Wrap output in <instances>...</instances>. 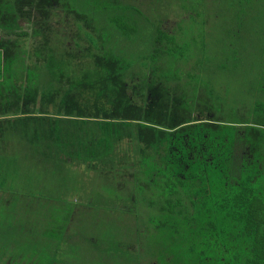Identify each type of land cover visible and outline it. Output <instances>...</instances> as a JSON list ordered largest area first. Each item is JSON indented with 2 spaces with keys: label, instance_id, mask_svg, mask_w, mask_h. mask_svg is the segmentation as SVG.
Masks as SVG:
<instances>
[{
  "label": "trees",
  "instance_id": "1",
  "mask_svg": "<svg viewBox=\"0 0 264 264\" xmlns=\"http://www.w3.org/2000/svg\"><path fill=\"white\" fill-rule=\"evenodd\" d=\"M55 12L72 18L75 34L54 33ZM96 15L71 0H0V147L12 154L3 164L25 151L28 159L51 151L60 165L104 173L123 165L118 178L136 177L137 195L158 197L161 224L187 232L172 261L264 264V157L257 147L264 106L255 105L260 116L250 121L216 117L214 102L198 98L189 67L174 57L179 45L169 27L155 30L150 53L134 69L108 30L129 38L132 27L107 17L103 31ZM26 38L38 40L31 50ZM55 237L41 231L39 250ZM16 258L50 262L27 245Z\"/></svg>",
  "mask_w": 264,
  "mask_h": 264
},
{
  "label": "rangeland",
  "instance_id": "2",
  "mask_svg": "<svg viewBox=\"0 0 264 264\" xmlns=\"http://www.w3.org/2000/svg\"><path fill=\"white\" fill-rule=\"evenodd\" d=\"M71 1L81 12L96 13L103 31L107 17L132 27L129 38L108 30L111 45L126 54L134 69L150 53L155 30L169 27L181 50L174 57L189 67L187 77L197 87L198 98L214 102L216 117L231 122L260 116L254 107L264 106V0ZM108 5L111 11L102 10ZM63 16L52 15L54 33L75 34L72 18ZM20 23L29 31L26 22ZM37 42L26 38L25 48L31 50ZM258 131V153L264 157V126ZM10 153L0 147V264H16L13 255L26 245L40 251L41 258L50 261L46 264H180L172 257L183 247L187 232L174 233L161 224L166 214L159 210L158 197L150 190L137 195L136 177L127 180L124 175L119 177L124 182L119 181L123 165L114 164L105 173L103 168L60 165L51 151L44 152L47 159H28L30 152L25 151L13 164H3ZM129 156L134 153L129 151ZM43 230L53 232L56 241L39 250L36 236Z\"/></svg>",
  "mask_w": 264,
  "mask_h": 264
},
{
  "label": "crops",
  "instance_id": "3",
  "mask_svg": "<svg viewBox=\"0 0 264 264\" xmlns=\"http://www.w3.org/2000/svg\"><path fill=\"white\" fill-rule=\"evenodd\" d=\"M9 247V246H8ZM1 248V247H0ZM14 262L15 263H18V262H20L19 260H18V258H16V259H14Z\"/></svg>",
  "mask_w": 264,
  "mask_h": 264
}]
</instances>
